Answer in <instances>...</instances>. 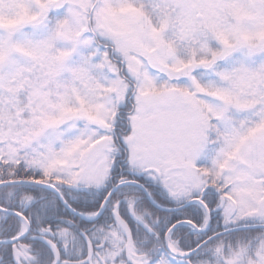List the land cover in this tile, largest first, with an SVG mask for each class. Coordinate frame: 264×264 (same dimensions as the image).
<instances>
[{
	"label": "snow or ice",
	"instance_id": "6c2138e0",
	"mask_svg": "<svg viewBox=\"0 0 264 264\" xmlns=\"http://www.w3.org/2000/svg\"><path fill=\"white\" fill-rule=\"evenodd\" d=\"M0 264H264V0H0Z\"/></svg>",
	"mask_w": 264,
	"mask_h": 264
}]
</instances>
